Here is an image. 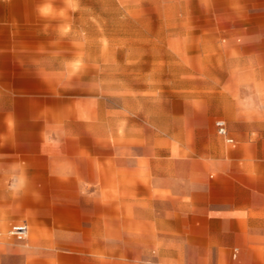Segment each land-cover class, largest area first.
I'll return each mask as SVG.
<instances>
[{
  "label": "rangeland",
  "instance_id": "374dc122",
  "mask_svg": "<svg viewBox=\"0 0 264 264\" xmlns=\"http://www.w3.org/2000/svg\"><path fill=\"white\" fill-rule=\"evenodd\" d=\"M183 2L0 0V152L1 143L16 136L39 145L41 154V164L17 169L20 181L0 159V221L16 222L10 212L20 199L45 223L42 239L50 238L55 214L75 223L100 213L99 221L112 223V208L130 206L131 192L145 205L152 176L162 175V159L169 162L174 192L168 204L155 198L154 205L175 208L186 199L173 176L208 171V157L199 154L226 144L215 119L195 111L224 84L236 96L264 94L258 74L264 51L242 48L260 42L258 34L234 38L238 46L221 36V50L168 48V21L193 11ZM26 174L37 180L21 181ZM29 227L28 240L2 232L0 242L26 245L35 238ZM133 249L106 247L125 261ZM175 251L154 247L151 264H184ZM0 264L27 261L0 251Z\"/></svg>",
  "mask_w": 264,
  "mask_h": 264
},
{
  "label": "crops",
  "instance_id": "0c3cea01",
  "mask_svg": "<svg viewBox=\"0 0 264 264\" xmlns=\"http://www.w3.org/2000/svg\"><path fill=\"white\" fill-rule=\"evenodd\" d=\"M183 5L193 11L168 21L172 24L168 48L221 50V36L224 42L230 40L229 46H238L234 38L258 34L260 42L245 43L242 48L264 51V0H184ZM258 74L264 79V66L258 68ZM221 87L202 99L201 109L195 113L215 119L214 123L224 120L234 143L224 139L226 144L217 142L204 148L199 156L208 157V171L173 176L181 179L186 198L178 207L154 205L155 198L168 204L174 192L169 162L157 160L162 163V175L152 176L145 205H141V195L131 192L130 206L112 208V223L99 221L100 213L75 223L55 214L49 225L50 238L42 239L45 223L33 214L32 205H23L18 199V210L10 212L16 222L1 220L0 231L5 233L13 224L26 223L30 235V223L35 238L26 245L3 240L0 251L22 256L27 264H151L153 248L159 247L163 251L175 248L173 256L184 264H264V94L236 96L225 84ZM254 134L259 136L258 141L249 140L248 136ZM11 139L1 143L0 159L16 169L9 175H13V181H20L22 175L17 169L41 164L40 149L36 153L39 145L27 138ZM134 171L130 169L131 176ZM23 177L21 181L37 180L35 174ZM110 231L116 235L111 237ZM41 245L49 249L44 252ZM106 247H130L134 252L125 261V255L107 253ZM166 257L162 254L163 259Z\"/></svg>",
  "mask_w": 264,
  "mask_h": 264
},
{
  "label": "built area",
  "instance_id": "2783aa9c",
  "mask_svg": "<svg viewBox=\"0 0 264 264\" xmlns=\"http://www.w3.org/2000/svg\"><path fill=\"white\" fill-rule=\"evenodd\" d=\"M216 132L219 136L223 137L225 141L229 144H233L234 140L228 135L227 124L224 120H216L214 123ZM8 236L13 237L16 241H24L28 238L29 228L26 223H16L9 227L6 231ZM2 232L0 231V236Z\"/></svg>",
  "mask_w": 264,
  "mask_h": 264
},
{
  "label": "clouds",
  "instance_id": "9594fccd",
  "mask_svg": "<svg viewBox=\"0 0 264 264\" xmlns=\"http://www.w3.org/2000/svg\"><path fill=\"white\" fill-rule=\"evenodd\" d=\"M73 8L75 7V5H71ZM48 11V8H45L44 9V12H47Z\"/></svg>",
  "mask_w": 264,
  "mask_h": 264
}]
</instances>
